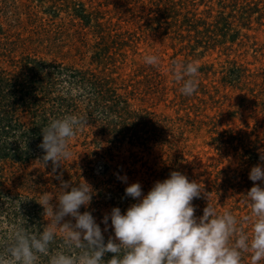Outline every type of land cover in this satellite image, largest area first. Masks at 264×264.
I'll return each instance as SVG.
<instances>
[{
	"label": "rangeland",
	"instance_id": "374dc122",
	"mask_svg": "<svg viewBox=\"0 0 264 264\" xmlns=\"http://www.w3.org/2000/svg\"><path fill=\"white\" fill-rule=\"evenodd\" d=\"M262 7L264 0H0V70L36 74L45 62L99 72L131 112L120 105L107 135L98 125L102 118L89 119L90 102H82L89 85L53 87L52 98L75 99L89 123L69 142L72 157L55 171L51 162H39L42 133L36 141L19 130L0 135V153L8 152L0 155L2 191L39 202L45 193L58 198L61 180L73 186L85 181L94 195L79 211L91 212L103 236L114 241L110 220L107 231L101 220L113 207L124 214L138 202L125 188L138 182L146 195L173 171L200 183L201 197L192 201L196 217L207 203L237 217L250 214L249 172L264 167V18L255 13ZM146 55H157L159 66L144 63ZM176 62L199 66L192 96L179 90ZM76 89L80 94L73 96ZM22 105L15 116L29 128ZM12 207L0 199V240L23 223ZM42 220L46 225V214ZM243 264H249L247 254Z\"/></svg>",
	"mask_w": 264,
	"mask_h": 264
},
{
	"label": "clouds",
	"instance_id": "9594fccd",
	"mask_svg": "<svg viewBox=\"0 0 264 264\" xmlns=\"http://www.w3.org/2000/svg\"><path fill=\"white\" fill-rule=\"evenodd\" d=\"M144 63L159 66L160 58L146 55ZM172 71L174 79L182 83L181 94L192 96L198 89L199 66L195 62H176ZM79 94L78 89L72 91L73 96ZM86 124V117L78 115L53 119L41 130L39 147L44 155L39 162L44 167L51 162L55 171L61 160L70 159L73 153L69 142ZM260 159L264 161V155ZM118 179L126 182L127 177ZM249 179L254 182L245 195L250 214L243 217L228 209L218 212L209 203L203 215L196 217L192 201L201 197L203 189L200 183L190 182L178 171L155 182L146 195L138 182L132 183L125 188V195L138 202L124 214L113 207L101 220L104 231L110 220L114 232L115 242L109 237L106 243L91 212L79 211L91 203L93 188L85 181L73 186L61 180L58 198L45 193L37 202L48 217L43 230L31 234L20 216L23 223L9 229L7 240H0V264H40L41 257H48V264H243L245 254L249 264H261L264 187L255 182L264 183V167H252ZM65 217L73 218L74 223ZM58 235L67 251L52 254L50 248ZM107 253L112 255L105 260Z\"/></svg>",
	"mask_w": 264,
	"mask_h": 264
},
{
	"label": "trees",
	"instance_id": "16d2710c",
	"mask_svg": "<svg viewBox=\"0 0 264 264\" xmlns=\"http://www.w3.org/2000/svg\"><path fill=\"white\" fill-rule=\"evenodd\" d=\"M255 13H259L260 17L264 18V7L258 9ZM40 63L44 66H41V71L36 74L23 72L8 74L7 72L0 70V135L10 134V132L15 133L19 130V133L22 132L21 134L24 136L28 134L32 135L33 138L35 137L34 141H36L38 137L41 136L42 128L46 127L53 119L67 116L69 110L76 115L79 112V106L75 99L61 96L58 98H52L50 95L52 93L51 89L61 83H69L72 84V86H81L83 84L89 85V88L85 90V95H83L84 100H81L82 102H85L86 100L90 102V111H87L88 115L94 116V114H96L98 118H102V121L98 122V125L101 126L100 129L102 133L112 135L109 134V131H113L110 128V119L115 113L121 115L119 112L120 105H123L122 109L126 111V115H131V112L127 108L128 104L126 101H122L120 96L107 87V78L105 76L103 77L99 72H88L85 74L82 71L65 67L62 64H55V66H53L51 64L48 65L45 62ZM51 78H55L54 81ZM18 103L26 105L24 109L29 110V128H27L26 123L21 122L18 116H15ZM20 107H23V105ZM81 111L83 112H81L80 116H86L83 115V113H87L83 108ZM70 115L73 114L70 113ZM145 115L148 116L149 113L145 112ZM90 116L89 119L92 118V116ZM139 118L140 117H138V120ZM89 119H87L88 123ZM105 129H108V133ZM116 134V136L123 135L121 132ZM11 151L15 154L14 149ZM7 154L8 152L0 153L3 157ZM1 183L2 182L0 181V199L11 202L13 205L12 208H15L14 210L16 211H18L17 209L19 205V211L21 212L13 211V216L17 218L21 216L25 220L24 226L30 230L31 234H37L39 231H42L45 227L42 220L43 212L36 200H34V198H22L20 195L3 192L1 189ZM16 197L18 199H16ZM30 224H32V226H30ZM108 239L109 238L104 237L105 243ZM56 251H67L60 236H57L56 242L52 244L50 248L52 254ZM111 255V253H107L104 259H110Z\"/></svg>",
	"mask_w": 264,
	"mask_h": 264
}]
</instances>
